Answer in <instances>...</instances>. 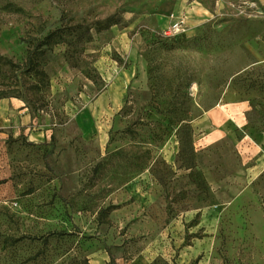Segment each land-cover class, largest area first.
<instances>
[{"label": "rangeland", "instance_id": "obj_1", "mask_svg": "<svg viewBox=\"0 0 264 264\" xmlns=\"http://www.w3.org/2000/svg\"><path fill=\"white\" fill-rule=\"evenodd\" d=\"M4 92L0 264H264V0H0Z\"/></svg>", "mask_w": 264, "mask_h": 264}, {"label": "trees", "instance_id": "obj_2", "mask_svg": "<svg viewBox=\"0 0 264 264\" xmlns=\"http://www.w3.org/2000/svg\"><path fill=\"white\" fill-rule=\"evenodd\" d=\"M105 23L97 21V30L108 28L113 24H116L114 17L110 16L105 19ZM63 30L61 28L52 29L47 34L42 37H29L27 38V52L23 65L20 69L23 74L28 78L35 80V88L41 89L49 85V79L46 71L43 69V64L46 62V58L49 53L52 52L55 45L63 42ZM7 64H9V70H13L15 64L12 61L3 59ZM90 77L89 73L86 74ZM12 97L9 93H0V99Z\"/></svg>", "mask_w": 264, "mask_h": 264}]
</instances>
